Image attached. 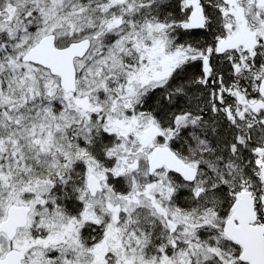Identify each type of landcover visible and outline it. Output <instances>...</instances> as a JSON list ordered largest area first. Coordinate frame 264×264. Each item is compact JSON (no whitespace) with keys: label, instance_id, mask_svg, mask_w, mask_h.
<instances>
[{"label":"snow or ice","instance_id":"snow-or-ice-1","mask_svg":"<svg viewBox=\"0 0 264 264\" xmlns=\"http://www.w3.org/2000/svg\"><path fill=\"white\" fill-rule=\"evenodd\" d=\"M0 264H264V0H0Z\"/></svg>","mask_w":264,"mask_h":264}]
</instances>
